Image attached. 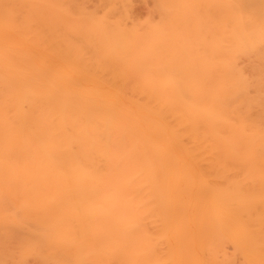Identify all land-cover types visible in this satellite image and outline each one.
<instances>
[{
	"label": "bare ground",
	"instance_id": "obj_1",
	"mask_svg": "<svg viewBox=\"0 0 264 264\" xmlns=\"http://www.w3.org/2000/svg\"><path fill=\"white\" fill-rule=\"evenodd\" d=\"M32 261L264 264V0H0V264Z\"/></svg>",
	"mask_w": 264,
	"mask_h": 264
},
{
	"label": "rangeland",
	"instance_id": "obj_2",
	"mask_svg": "<svg viewBox=\"0 0 264 264\" xmlns=\"http://www.w3.org/2000/svg\"><path fill=\"white\" fill-rule=\"evenodd\" d=\"M137 11L139 10V15H142V14H144V12H146V10H147V7L145 6V5H137ZM138 14V13H137ZM31 264H33V261H32V263Z\"/></svg>",
	"mask_w": 264,
	"mask_h": 264
}]
</instances>
